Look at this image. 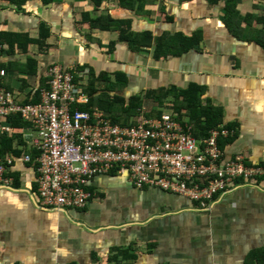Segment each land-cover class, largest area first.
I'll return each mask as SVG.
<instances>
[{"label": "crops", "instance_id": "1", "mask_svg": "<svg viewBox=\"0 0 264 264\" xmlns=\"http://www.w3.org/2000/svg\"><path fill=\"white\" fill-rule=\"evenodd\" d=\"M227 1L0 0L3 86L18 104L37 105L46 69L59 65L82 75V94L141 99L150 118L172 112V90L197 86L203 106L221 110L218 126L234 129L222 139L226 159L264 164V1L237 0L232 18ZM123 34H150L151 48L134 51ZM166 34L195 46L157 61ZM160 90L170 96L163 106L152 97ZM6 124L13 130L1 137L13 141L0 157L8 181L0 183V264H245L264 250V176L236 180L202 208L113 172L89 183L85 209L55 210L38 195L33 124L18 115Z\"/></svg>", "mask_w": 264, "mask_h": 264}, {"label": "built area", "instance_id": "2", "mask_svg": "<svg viewBox=\"0 0 264 264\" xmlns=\"http://www.w3.org/2000/svg\"><path fill=\"white\" fill-rule=\"evenodd\" d=\"M7 76L0 67V137L13 130L6 124L12 116L33 124L38 136L34 140L39 151L34 159L38 195L48 208L85 209L94 195L87 189L89 183L112 171L128 177L137 188L160 189L202 208L236 188V180L264 176V164H249L243 156L226 159L219 140L234 131L225 125L197 139L170 115L158 120L140 115L134 125L114 124L99 111L79 110L90 103L76 85V76L82 75L59 65L44 73L41 102L20 105L3 86ZM25 161L32 159L26 156ZM3 162L0 183L8 185Z\"/></svg>", "mask_w": 264, "mask_h": 264}, {"label": "trees", "instance_id": "3", "mask_svg": "<svg viewBox=\"0 0 264 264\" xmlns=\"http://www.w3.org/2000/svg\"><path fill=\"white\" fill-rule=\"evenodd\" d=\"M9 2L16 4L19 7H23V5L28 0H8ZM120 4L124 6L123 0H119ZM186 1V0H181ZM264 1V0H263ZM236 2L237 0H228L227 1V17L232 18L233 15L236 14ZM125 8H127L125 6ZM44 31V28H42ZM128 34H123L122 39H126L125 37ZM20 40L24 39V36L19 37ZM129 44L132 47V50H137L138 47L143 46L145 43V47L151 48L152 38L150 34H142V35H128ZM144 41V42H143ZM16 42V41H15ZM194 39L186 38L185 36H173L166 34L156 40V48L154 53V58L157 61L165 60L168 57H176L181 56L183 54L188 53L194 48ZM29 45V44H28ZM73 73V72H71ZM118 84V83H117ZM203 89L197 86H193L186 91L176 92L172 90L171 96L173 99V104L171 105L172 112L169 113L172 116L177 114V122L181 123L184 127H186L187 133L191 134L197 139H204L209 135V132L212 129L218 128L217 126L222 122V113L220 109L205 107L202 104L203 98ZM96 93L92 88L90 92V104L87 107H80V111H93L92 109L97 108L99 110H103V112L110 118L114 124H118L121 126H129L134 125V120L139 118L144 109V105L142 107L141 99L132 98L127 101L125 98L121 96H115L114 100L110 103L101 102L106 101L108 99V95L105 93L101 97H96ZM106 95V96H105ZM154 99L161 103L163 106L164 101L170 97L167 91L160 90L157 93H154L152 96ZM101 103H105L107 105H102ZM174 112V113H173ZM164 114H166L164 112ZM163 114V115H164ZM159 113L157 118L163 116ZM184 116H187L190 121H183ZM20 117V116H19ZM13 120V118H12ZM19 125V122L15 123L14 127ZM229 129L228 126H225ZM234 130V129H231ZM13 138L7 137V135L1 137L0 139V157H3L10 148V144L12 143ZM223 140L221 139V146H223ZM223 148V147H222ZM114 171H112L113 173ZM245 264H264V250H253L249 256L247 257Z\"/></svg>", "mask_w": 264, "mask_h": 264}, {"label": "bare ground", "instance_id": "4", "mask_svg": "<svg viewBox=\"0 0 264 264\" xmlns=\"http://www.w3.org/2000/svg\"><path fill=\"white\" fill-rule=\"evenodd\" d=\"M93 111H95V110H93ZM96 111H99L100 113H103V114H105L103 111H101V110H98V109H96ZM106 115V114H105ZM141 115H143V116H145L147 119H153V120H158V119H161L162 118V116L160 117V118H157V117H152V118H150V117H148V114L147 113H145V112H143ZM164 115H170L171 117H172V119L173 120H176V118L174 117V116H172L171 114H169V113H166V114H164ZM163 115V116H164ZM107 116V115H106ZM108 119H110V118H108ZM138 119V118H137ZM111 120V119H110ZM136 120V119H135ZM134 120V123H136V121ZM112 121V120H111ZM177 121V120H176ZM112 123H113V121H112ZM221 139L219 140V144H220V147H221ZM221 149L223 150V148L221 147ZM224 151V150H223Z\"/></svg>", "mask_w": 264, "mask_h": 264}, {"label": "rangeland", "instance_id": "5", "mask_svg": "<svg viewBox=\"0 0 264 264\" xmlns=\"http://www.w3.org/2000/svg\"><path fill=\"white\" fill-rule=\"evenodd\" d=\"M147 114H150L151 112L150 111H148V112H146Z\"/></svg>", "mask_w": 264, "mask_h": 264}]
</instances>
